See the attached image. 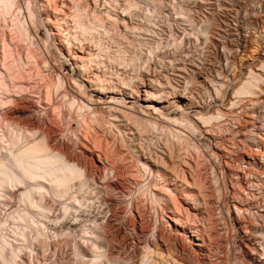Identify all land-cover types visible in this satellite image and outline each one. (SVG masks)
<instances>
[{
    "label": "rangeland",
    "instance_id": "374dc122",
    "mask_svg": "<svg viewBox=\"0 0 264 264\" xmlns=\"http://www.w3.org/2000/svg\"><path fill=\"white\" fill-rule=\"evenodd\" d=\"M116 1L111 0L113 4H116ZM258 1L127 0L124 2L119 0L118 3L120 5L128 6L132 10L131 20L134 28L129 31L110 30V34H104L103 32L93 34L94 44L100 48V56L102 55L101 57L106 58V63L111 67L110 73L117 74L119 68L122 67L123 70L120 73L122 72V76L124 75L123 77L127 78V80L135 76L138 71L141 70L143 72V70L151 68V73H149L151 75H143L158 79L166 86L174 85L177 90L183 92L184 89L190 87L192 72H198L205 78V88H198V91L193 95L194 102L201 108L191 111L187 117L181 112L167 111L165 118L158 119L155 116L147 115V112L141 110L145 106L144 103L141 105V109L139 107L134 113L132 112L130 115L123 114L124 116L121 117L115 112V109L118 111L123 109L121 106L109 103V100L103 101L104 105L93 106V102H96L99 96L92 92H88L84 98L85 102L90 104V106L92 105L98 115V120L90 123L93 140L97 143L101 142L99 143L100 146L107 143L104 148L106 147L111 153L114 152L113 148L116 147V152L119 151L118 154L121 152L120 155L122 157L126 156L124 160H121L122 157L118 156V154L114 156L118 162L122 161V165H134L136 154H142L150 158H156L158 155L159 157L157 158L162 159H159L161 165L165 163L167 166L163 165L169 169L171 167L172 169H180L181 165V169H189L191 171L190 174H192L191 177H194L193 182H196L192 185L194 191L208 188V196L203 201L200 200L201 218H199L198 223L203 227L205 234L209 236L208 247L210 249L208 248V252L203 256L204 258L199 257L196 263L189 259L187 260L188 264H214V262L217 264H251L249 254L240 245L244 236V232L240 227L241 225L253 226L256 229L263 227L261 219L252 217V214H256L258 211L251 208L247 212L245 209L246 206L255 204L259 200L258 203L262 206L259 211L264 210V177H261L253 185L252 189L255 196L248 195L249 197L247 196V198L243 196L244 198L242 197L241 199L231 198L229 193H227L228 189H226L228 183L225 178L226 167L223 163L229 160L228 162L232 163L231 165L233 166L239 165L240 167L242 165L237 160L241 152L237 149L236 140L239 137H237L236 130L238 127L243 126L244 136L241 137V143L246 149L251 148L255 152L257 151L256 153L261 151L259 156L255 157V161L264 164V81L259 84V90L253 98L248 95H240V88L249 76L247 68L250 62L243 63L235 70L226 61L228 53L222 48L224 44H235L238 33L246 38L253 36L252 40L256 45L263 44L264 29L260 30L261 26L256 27L252 23L254 18L264 16V6H260ZM20 3L25 8L27 0H20ZM115 9L117 10L116 7ZM25 16L26 14H24L23 18L20 17L21 23L25 21ZM207 18H210V20ZM39 19L45 20L44 15L39 16ZM28 23L29 38L24 43V51L26 53L24 52L23 55L25 56H22L23 59L21 58L22 62L24 61V67L27 66L29 60L26 56H32L36 58L35 60L43 77L49 75L56 78L57 75L62 74L67 79L70 78L69 80L71 81L73 76L71 68L63 64L55 52L50 55L51 62L49 66L44 65L43 52L47 45L45 32L38 24L35 23L38 26L33 25L29 19ZM255 30L260 32L257 33ZM174 38H176V42ZM214 45H217V47H214ZM37 65H32L31 70L30 68L26 69L27 72L29 71V73L33 74L32 80L26 81V83L41 85L43 77L36 79L35 76ZM256 65L257 69L264 71L260 63L256 62ZM232 78L234 79L232 80ZM143 79L145 81H138L139 86L150 83L146 78ZM166 90L170 91L169 89ZM140 93H142V89ZM0 97H2L1 92ZM115 97L119 99L120 96ZM136 101L137 99L127 100V103H129L127 107L130 106V103H136ZM241 104L244 105V111L239 115L238 108ZM63 108L67 112L69 104L63 103ZM88 113L85 111L82 115L91 121ZM118 115L121 117L122 122L114 121L113 118ZM73 117L77 121L76 115H73ZM63 121V119L56 121V130L58 131L56 137L58 140L73 145V137L71 132L68 131V125L71 123L67 124V121ZM251 125L255 127L254 130ZM23 127L0 123V184L2 183V185L7 180L6 173L24 177L27 184H29V181L31 182L32 176L29 175L24 167L18 166L17 161H19L21 154L30 145H40V138L37 140L28 139ZM130 129L134 136L128 131ZM131 143L133 144L132 146ZM109 144H111L110 147H108ZM232 145H236V148ZM136 149L138 150L136 151ZM162 151L164 154H162ZM225 151L230 152L229 155L224 156ZM116 152L114 153L116 154ZM127 157L129 160L126 159ZM172 160L173 163L171 162ZM27 161H29V158H27ZM128 162L130 165L127 164ZM171 163L173 166H170ZM195 166H198L199 169ZM138 175L139 182L144 184H142V187L139 183L140 185L133 189L134 192L131 191V196L139 202L137 203L139 207L137 209L142 212L140 213L142 214V220L144 219L143 226L146 225L147 230L152 229L154 231L156 225L158 224L157 227L159 226V221L162 222L163 220L164 226H166L165 224L168 220L164 215H161L160 207L163 208V205L154 199L146 176L144 173ZM196 178L199 181H196ZM203 180H206V182ZM190 181L192 182V180ZM200 181H203L202 185L199 184ZM6 187V185L0 186V264H162L165 261H168V264H187L173 262L171 259L167 260L165 255L151 257L141 245L132 244L125 246L119 239L114 242L112 236L105 235L103 225L106 216L111 213L112 208L110 207V209L107 203L104 187H100L97 190H81L78 194L81 206L72 211L68 219L63 217L62 205L57 203L58 219L52 222H45L44 217L40 215L36 205L42 199L38 194L32 201L27 203L21 201V194L27 187L26 184L20 186L18 190L15 189V191H12L11 188L7 190ZM137 194L141 197H138ZM258 194H261L262 197L259 198ZM129 200L130 197L120 198V202H124L122 205L124 206L123 213L125 214L123 217L125 219L132 218V214L128 209ZM233 204L241 208L245 207L243 208L244 211L238 213L232 207ZM31 217L39 218L43 222L39 224L40 226L45 225L44 237L36 239L35 236L30 235V231L36 232V227H34ZM146 221L151 223V225ZM128 229L130 231L131 227H128ZM152 230L151 232L149 231L148 237L150 239L152 238ZM109 238L112 239L110 240ZM219 245L221 246L219 247ZM213 252L216 254H211ZM82 256H84L83 259ZM210 261H213V263Z\"/></svg>",
    "mask_w": 264,
    "mask_h": 264
},
{
    "label": "bare ground",
    "instance_id": "6f19581e",
    "mask_svg": "<svg viewBox=\"0 0 264 264\" xmlns=\"http://www.w3.org/2000/svg\"><path fill=\"white\" fill-rule=\"evenodd\" d=\"M118 1H116V4H113L111 0H27V4H25L26 7L23 8L20 0H0V92L2 94V97H0V123L9 126H24V133L28 139L37 140L40 138V145H30L21 154L19 161H17L18 166L21 168L24 167L29 175L32 176L31 182L29 181V184H27L24 177L6 173L5 176L7 180L4 181L3 185L7 186V190L11 188L12 191H15V189L18 190L20 186L26 184L27 187H25L24 192L21 194V201L23 203L32 201L38 194L42 200L37 203L36 207L40 211V215L44 217L45 222H52L58 219V211L56 209L57 203L62 205L63 217H67L68 219L72 211H75L81 206V202L78 198V194L81 190H97L100 187H104L107 203L109 208H112H110L111 213L106 216L103 225V232L105 235L109 237L112 236L114 242L119 239L125 246L132 244L141 245L151 257L165 255L167 260L171 259L173 262L187 263V260L190 259L194 261H192L193 263H196L199 257L206 255L209 248V236L205 234L203 227L198 223L199 218H201V211L199 209L201 206L200 200L203 201L206 199L209 191H207L208 188L206 190L203 188L204 190H202L201 187V190L194 191L192 185L196 182H193L194 177H191V171L189 169H181L182 165L181 168L177 167L180 169H172V167L169 169L165 167V163H163L165 165H161L159 161L160 158H157L159 157L158 155L156 158H150L149 156L146 157L142 154H136L134 165L125 166L124 163V165H122V161H119V163L117 159L114 158L119 152L118 150V152H116V147L113 148L116 154L114 152H112V154L106 147L104 148L107 143L106 145L100 146L99 143L101 142L97 143L92 138L93 134L91 132L90 123L98 120V115L96 114V110L92 108V105H104L103 101L109 100V103L123 108L120 109V111L115 109V112L123 117L124 115H130L132 112L134 113L139 107L141 109V105L144 103V109L142 108L141 110L147 112V115L155 116L158 119L165 118L168 113L167 111H173L174 113L181 112L187 117L191 111L201 108L194 102L193 95L198 91V88H205V78L198 72H192L190 87L184 89L183 92L177 90L174 85L166 86L158 79L145 76L151 73V68L143 70L144 73L141 70L138 71L136 75L129 80L124 78V75L122 76V72L120 73V71L123 70L122 67L119 68L117 74L110 73L111 67L106 63V58L101 57L102 55L100 56V48L94 44L93 34L97 32L108 34L110 30L129 31L134 28V24L131 20L132 10L128 6L125 7L120 5ZM123 1L126 2L127 0ZM258 3L260 6H264V0H259ZM13 13H15V15H13ZM24 14H26L25 21L21 23L20 17L23 18ZM43 15L45 20L39 19V16ZM28 19L33 25L35 23L38 24L45 32L47 45L43 52L44 65L49 66L51 62L50 55L55 52L60 61L71 68L73 73L71 81L69 80L70 78L67 79L62 74L57 75L56 78L49 75L43 77L37 65V61L35 60L36 58L32 56H26L29 60L27 66L24 67L22 56H25L23 55L25 52V40L29 38ZM207 19L210 20V18ZM252 23L256 25V27L261 26L260 30H263L264 16L254 18ZM255 31L257 33L260 32L257 30ZM236 37L237 41L235 40V44H224L221 46L228 53L226 61L231 64L235 70L243 63L250 62L247 68L249 76L241 86L239 94L248 95L253 98L259 90V84L264 81V71L256 68L257 62L260 63L264 69V41L263 44L256 45L253 43V36L246 38L238 33ZM175 39L176 38H174V41ZM217 45H214V47H217ZM32 65H37L35 71L36 79H41V77H43V81L39 86L36 83L32 85L26 83V81H30L33 78V74L26 71L27 68L31 70ZM143 78H146L150 83L147 84V82V85L139 86L138 81H145ZM233 79L234 78H232V80ZM141 89L142 93H140ZM88 92L95 93L99 96L96 102L92 101L93 104L91 106L84 100ZM115 96L120 97L117 99ZM136 99V103H130V106L127 107V104H129L127 100ZM63 103L69 104V110L67 112L63 108ZM108 108L112 110L110 106H108ZM85 111L89 112L88 114L90 115L91 121L87 120V118L82 115ZM238 111L239 115L243 113V104L238 108ZM73 115H76L77 121ZM119 115L113 118L114 121L122 122ZM62 119L67 121V124L71 123L68 125V131L71 132L73 137V145L58 140L56 137L58 134L56 130V121ZM251 126L254 130L255 127L253 125ZM114 128L116 129V127ZM128 131L130 132L131 129ZM123 133L125 132L123 131ZM130 134L133 135L132 132H130ZM236 134L238 135L237 137H239V139H235L238 144L237 149L241 152L237 160H239L242 165L240 167L239 165L233 166L231 165L232 163L230 164L228 162L229 160L223 163L226 167L225 178L228 183L226 188L228 189L227 193H229L231 198L241 199L243 196L246 198L248 195L255 196L252 188L254 183L261 177H264V164L255 161V157L259 156L261 152L260 150V152L258 151L259 153H256L257 151L255 152L251 148H244V145L241 143V137L244 136L243 126L238 127ZM111 144H109L108 147H110ZM132 145L131 143V146ZM234 148H236V145ZM137 150L138 149H136V151ZM7 153L9 152L7 151ZM167 153L169 154L168 151ZM229 153L230 152H226L223 155H229ZM120 154H118V156H121ZM162 154H164V152ZM24 157L26 158L24 159ZM125 157L126 156L122 157L121 160H124ZM128 157L126 159L129 160L130 158L131 160V156ZM27 158H29V161H27ZM171 162L173 163V160ZM127 164L130 165L129 162ZM171 164L170 166H173V164ZM195 167L199 169L198 166ZM11 169H13V167H11ZM223 170L225 169L223 168ZM140 173H144L146 176L147 183L153 192L154 199L163 205V208L159 206L161 208V215H164L168 220L166 221V226H164L163 220L162 222L159 221L158 227L156 223L157 225L154 231L152 229L147 230V227H145L146 225L143 226L144 219L142 220V212L137 209V203L139 202L131 196V191L141 184L138 179V174ZM195 176L200 178L198 175ZM197 178L195 179L196 181L198 180ZM190 180H192V182ZM202 182L200 181L199 184L202 185ZM204 182H206V180ZM199 184L198 186L200 187ZM3 185L2 183L0 184L1 187H3ZM257 196H259V198L262 197L261 194ZM122 197H130L128 209L132 214V218L125 219L123 217L125 213H123L124 206L122 204L124 202H120V198L122 199ZM258 202L259 200L255 204L246 206L245 210L249 212L251 208L256 209L258 212L252 214V217L261 219L263 227L260 229L247 225H241L240 227L244 232L240 245L245 252L249 254L248 256H250L251 264H264V210L259 211L262 206ZM232 207L238 213H242L244 211L243 208H245H241L236 204H233ZM36 218L37 217L30 218L34 227H36V232L30 231V235L38 239L39 237L45 236L46 227L44 224L40 226L39 224L43 222L39 218ZM149 224L151 225V223ZM128 227H131L130 231ZM151 230L153 232L152 238L150 239L148 236ZM207 230L209 231V229ZM92 235H94V233H92ZM109 239L111 240L112 238ZM220 246L221 245H219V247ZM17 249L19 250V248ZM211 254L216 253L213 252ZM83 258L84 256H82V259ZM210 262L213 263V261ZM162 264H168V261L162 262ZM214 264L217 263L214 262Z\"/></svg>",
    "mask_w": 264,
    "mask_h": 264
}]
</instances>
